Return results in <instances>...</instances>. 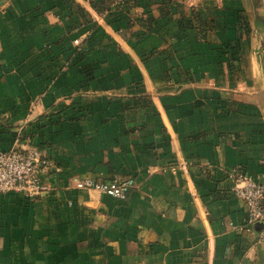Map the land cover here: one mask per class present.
I'll return each instance as SVG.
<instances>
[{
    "label": "crops",
    "instance_id": "0c3cea01",
    "mask_svg": "<svg viewBox=\"0 0 264 264\" xmlns=\"http://www.w3.org/2000/svg\"><path fill=\"white\" fill-rule=\"evenodd\" d=\"M29 145L50 189L0 194V264H264L227 178L264 179V0H0V150Z\"/></svg>",
    "mask_w": 264,
    "mask_h": 264
},
{
    "label": "built area",
    "instance_id": "2783aa9c",
    "mask_svg": "<svg viewBox=\"0 0 264 264\" xmlns=\"http://www.w3.org/2000/svg\"><path fill=\"white\" fill-rule=\"evenodd\" d=\"M79 45L80 40H73ZM53 165L52 160L41 148L35 145L0 150V194L17 191L29 197H36L50 189L40 173ZM230 187L241 199L247 211V222L260 223L259 240L264 241V179H259L243 169L227 172ZM77 188L95 189L108 195L124 199L136 185L133 177L99 181L91 177L75 178Z\"/></svg>",
    "mask_w": 264,
    "mask_h": 264
}]
</instances>
